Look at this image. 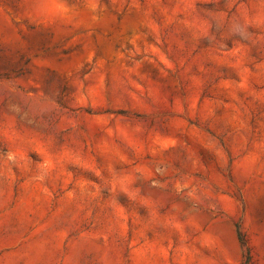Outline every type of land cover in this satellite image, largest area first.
Wrapping results in <instances>:
<instances>
[{"label":"rangeland","instance_id":"obj_1","mask_svg":"<svg viewBox=\"0 0 264 264\" xmlns=\"http://www.w3.org/2000/svg\"><path fill=\"white\" fill-rule=\"evenodd\" d=\"M0 264H264V0H0Z\"/></svg>","mask_w":264,"mask_h":264},{"label":"trees","instance_id":"obj_2","mask_svg":"<svg viewBox=\"0 0 264 264\" xmlns=\"http://www.w3.org/2000/svg\"><path fill=\"white\" fill-rule=\"evenodd\" d=\"M241 235V234H240ZM239 235V237H240V239H241V241H242V237Z\"/></svg>","mask_w":264,"mask_h":264}]
</instances>
